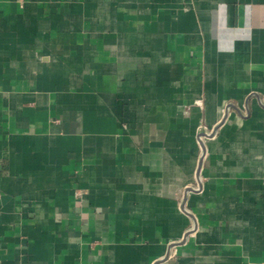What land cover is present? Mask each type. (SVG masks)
<instances>
[{"label": "crops", "instance_id": "0c3cea01", "mask_svg": "<svg viewBox=\"0 0 264 264\" xmlns=\"http://www.w3.org/2000/svg\"><path fill=\"white\" fill-rule=\"evenodd\" d=\"M0 264H264V0H0Z\"/></svg>", "mask_w": 264, "mask_h": 264}]
</instances>
